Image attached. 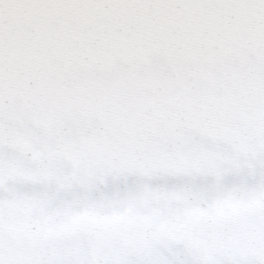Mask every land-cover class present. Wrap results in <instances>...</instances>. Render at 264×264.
I'll use <instances>...</instances> for the list:
<instances>
[{
	"label": "snow or ice",
	"instance_id": "1",
	"mask_svg": "<svg viewBox=\"0 0 264 264\" xmlns=\"http://www.w3.org/2000/svg\"><path fill=\"white\" fill-rule=\"evenodd\" d=\"M0 264H264V0H0Z\"/></svg>",
	"mask_w": 264,
	"mask_h": 264
}]
</instances>
